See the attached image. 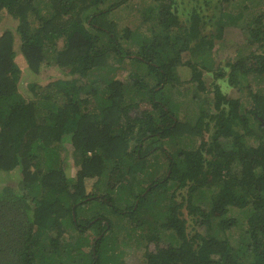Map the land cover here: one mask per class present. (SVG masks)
<instances>
[{"label":"trees","instance_id":"1","mask_svg":"<svg viewBox=\"0 0 264 264\" xmlns=\"http://www.w3.org/2000/svg\"><path fill=\"white\" fill-rule=\"evenodd\" d=\"M129 1L0 0V22L7 14L17 20L15 30L0 34V171L6 172L0 176V264H67L80 258L83 249L81 239L61 241L63 234H83L89 227H99L96 239L104 233L95 247L98 259L92 251L90 264H123L112 255L115 248L108 242L114 231L108 215L79 216L80 208L98 197L90 193L87 181H101L108 169H113L109 186L117 196H104L102 209L105 204L107 212L137 227L155 222L148 212L156 196L162 197L156 202L170 198L159 210L164 217L161 227L173 231L179 243L147 250L146 264H264V87L256 91L248 87L254 103L249 109L243 110L239 98L227 106L219 101L221 118L209 143L204 139V114L194 125L178 120V106L169 101L164 87L177 80L187 51L201 60L193 64L191 78L201 91L207 88L203 71L235 87L259 82L264 78V11L242 26L248 39L226 68L214 69L204 64L213 41L203 35L207 21L197 6L183 22L173 0H150L144 19L152 22L154 32L148 36L109 19L114 8ZM214 18L217 32L211 35L220 39L224 25L221 15ZM122 40H137V50L124 48ZM125 58L134 59L138 68L122 80L116 73L124 69ZM46 66H58L71 78L56 79L48 83V92H42L31 75ZM148 77L157 80L149 92ZM26 78L29 98L21 85ZM221 92L216 84L215 93ZM143 96L152 109L132 115ZM163 114L171 119L168 125H162ZM188 136L201 137L199 147L169 153L170 175L155 180L147 155L154 148L163 149L164 140ZM222 139H232V148L227 149ZM68 145L76 160L74 177L68 175L61 153ZM236 164L239 168L233 169ZM18 169L22 178L17 186L5 184ZM214 186L215 211L224 213L229 204L251 209L244 250L228 237L199 232L190 236L187 231L183 209L194 214L193 196ZM184 187L187 196L179 201ZM236 224V218L219 221L223 231ZM52 228L57 237L46 247L50 249L45 261L39 262L36 252L46 246L42 238ZM149 238L160 239L157 233Z\"/></svg>","mask_w":264,"mask_h":264},{"label":"rangeland","instance_id":"2","mask_svg":"<svg viewBox=\"0 0 264 264\" xmlns=\"http://www.w3.org/2000/svg\"><path fill=\"white\" fill-rule=\"evenodd\" d=\"M210 3L206 4V0H173L172 4L179 10L180 16L183 22H186V18L193 10L194 6L198 7L204 19L207 21L204 26L203 35L208 39H212V47L208 49V55L206 56L204 64L213 65L214 69L219 67L226 68V62L235 56V50L246 43L248 39V33L246 28L242 27L251 22L252 18L259 15L264 11V0H208ZM150 4V0H130L125 5L118 8H114L109 15V19H114L118 26L130 27L133 31L139 34H144L151 36L152 22H148L144 19V12L146 7ZM247 5V7H245ZM223 9V11H221ZM216 15H221V19L224 25V31L222 38H213L212 33L217 32V26L213 23L216 19ZM17 25V20L10 15H6L5 18L0 22V34L6 29L15 30ZM176 33V29L172 30V35ZM209 40V41H210ZM208 41V42H209ZM66 42L60 43L61 47L65 45ZM195 43V42H194ZM193 43V44H194ZM64 44V45H62ZM124 48L129 51L137 50V40H130L121 42ZM104 45V44H103ZM59 47V48H61ZM133 56V55H132ZM210 59V61H209ZM200 59L194 58L193 54L189 51L182 54V66L179 70V75L177 80L164 85L165 93L168 96L170 102L178 107V120L182 122H188L192 125L196 124L199 116L204 114V133L205 140L209 142L213 141V134L215 132V125L219 118H221V111L217 108L219 101L223 102L224 106L228 105L230 100L239 98L241 100L243 110L252 108L254 103L252 101L248 87H252V90L256 91L259 88L264 87V78L258 81H248L242 83L241 86H231L222 78L216 77L213 72L203 71V78L206 83V90L201 91L198 88V82L192 80V67L196 62H200ZM208 62V63H207ZM201 63V62H200ZM124 69L116 73L117 78L126 79L132 69H137L138 65L134 59L125 58L122 63ZM29 75L28 73H25ZM35 81H38L41 85L40 91L48 92V83L56 79H68L71 78L70 75L58 66H46L42 68L38 75H31ZM76 76V75H75ZM29 80H22L21 85L24 87L23 92L29 98L30 96V84ZM85 83L87 78L82 79ZM83 82L79 81L80 84ZM148 84L150 87L157 84L155 78L148 77ZM218 84L221 89V94L215 93V85ZM159 87L158 89H160ZM28 92V93H27ZM145 92V91H143ZM196 93L199 97H196ZM140 106L131 111L132 115L141 114L143 110H151L152 104L147 100V97L143 96L140 99ZM156 115L158 112L153 111ZM163 118L162 125H168L170 123V118L166 115H160ZM201 137L198 136H188L180 139L164 140L163 149L151 150L147 155L148 161L152 164L151 172L154 173L153 177L155 180H162L164 176L169 172L170 161L168 158L169 153H177L182 149H193L200 145ZM223 144L227 149H231L233 146L232 139L223 140ZM250 141V140H249ZM251 142V141H250ZM136 142L131 143L132 147H135ZM252 144V142H251ZM62 158L65 162L66 170L68 175H77L76 160L73 156V149L70 145L62 148ZM209 153L206 156L209 157ZM238 165L233 166V169H238ZM113 169H108L103 176V179L96 182V179H91L87 181L90 193L98 194V197L91 199L93 202L84 205L79 210V216L81 218H91L98 212L108 215L114 224L113 233H109L108 242L114 245V250L112 255L118 258V262L121 261L123 264H146L145 253L147 250H156L158 247H166L170 243L178 244L179 238L175 236V233L171 230H165L161 227V222L164 220L159 214V210L164 207L170 198L162 197L154 198L152 206L149 208L151 218L155 222H144L143 227H137L135 222H129L127 218L117 216L105 209H102V199L106 195L117 196L115 191L110 190L109 182L111 179V171ZM16 172V173H15ZM13 172V178L10 180L6 179L5 184L12 186H17V183L22 178L21 171L18 169ZM149 182V181H148ZM4 185V184H3ZM215 186L212 188H202L196 192L191 200V204L195 209V213H191L187 207L183 209L184 217L187 219V231L190 236L199 232L203 235L211 234L218 238L223 239L228 237L233 244V246L244 250L246 245L244 242V235L247 230V218L250 214V207L241 208L235 205H227V209L224 213L217 212L214 210L213 205V195L215 194ZM138 192V190L136 191ZM160 192V191H159ZM169 192H171L169 190ZM182 195L187 196V187L181 188L178 192L177 199L180 201ZM133 201V198L130 197ZM126 202L120 203V207L124 208ZM106 208L110 210L109 205ZM145 214V213H144ZM148 215V214H147ZM146 215V216H147ZM226 218H236V226L223 231L219 227V221ZM97 231L99 227H89L83 234H78L76 232H66L63 234V240H69L71 243L77 241L81 242V247L83 249V255L80 258L74 259L73 261H67V264H90L92 244L97 237ZM157 233L160 239L159 241L151 240L150 235ZM80 236V237H79ZM57 237L56 229L52 228L47 234L44 235L42 241L46 246L41 247L37 250V261H45L46 254L49 253L48 246H52V239ZM75 245H73L74 247ZM46 248V249H44ZM84 256V257H83ZM245 255L243 260H245ZM66 258V256H63ZM65 260V259H63ZM247 259V261H249Z\"/></svg>","mask_w":264,"mask_h":264},{"label":"water","instance_id":"3","mask_svg":"<svg viewBox=\"0 0 264 264\" xmlns=\"http://www.w3.org/2000/svg\"><path fill=\"white\" fill-rule=\"evenodd\" d=\"M170 172H171V170H169V172H168V175L167 176H169L170 175ZM150 188H148L147 190H146V192L149 190ZM74 212V211H73ZM74 219H76V215H75V212H74ZM101 236H102V234L95 240V244H94V246H93V250H94V253L96 252L95 251V247H96V244H97V241H98V239H100L101 238Z\"/></svg>","mask_w":264,"mask_h":264},{"label":"flooded vegetation","instance_id":"4","mask_svg":"<svg viewBox=\"0 0 264 264\" xmlns=\"http://www.w3.org/2000/svg\"><path fill=\"white\" fill-rule=\"evenodd\" d=\"M106 223L110 226V224H109L108 221H106ZM102 234H104V233H102ZM92 251H93V257H94V259L97 260L98 258H97L96 252L94 253V250H92Z\"/></svg>","mask_w":264,"mask_h":264},{"label":"crops","instance_id":"5","mask_svg":"<svg viewBox=\"0 0 264 264\" xmlns=\"http://www.w3.org/2000/svg\"><path fill=\"white\" fill-rule=\"evenodd\" d=\"M2 173H6V172H4V171H0V176L2 175Z\"/></svg>","mask_w":264,"mask_h":264}]
</instances>
